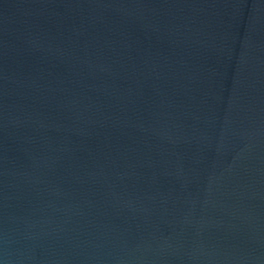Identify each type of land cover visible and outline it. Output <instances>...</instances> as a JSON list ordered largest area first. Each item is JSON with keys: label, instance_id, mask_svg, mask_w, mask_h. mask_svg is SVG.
Segmentation results:
<instances>
[{"label": "water", "instance_id": "obj_1", "mask_svg": "<svg viewBox=\"0 0 264 264\" xmlns=\"http://www.w3.org/2000/svg\"><path fill=\"white\" fill-rule=\"evenodd\" d=\"M0 264H264V0H0Z\"/></svg>", "mask_w": 264, "mask_h": 264}]
</instances>
